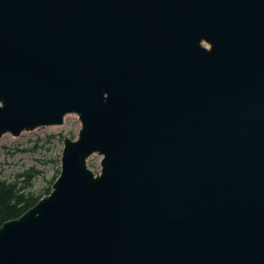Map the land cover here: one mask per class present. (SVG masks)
I'll list each match as a JSON object with an SVG mask.
<instances>
[{
  "label": "water",
  "instance_id": "obj_1",
  "mask_svg": "<svg viewBox=\"0 0 264 264\" xmlns=\"http://www.w3.org/2000/svg\"><path fill=\"white\" fill-rule=\"evenodd\" d=\"M67 113L0 264H264V0H0V139Z\"/></svg>",
  "mask_w": 264,
  "mask_h": 264
},
{
  "label": "rangeland",
  "instance_id": "obj_2",
  "mask_svg": "<svg viewBox=\"0 0 264 264\" xmlns=\"http://www.w3.org/2000/svg\"><path fill=\"white\" fill-rule=\"evenodd\" d=\"M81 121L77 113H67L62 124L24 130L19 135L5 133L0 139V179H13L28 167L35 166L43 175L34 179L32 190H44L56 173L54 161L61 155L65 136L77 137ZM102 154L92 153L88 166L95 172L101 170Z\"/></svg>",
  "mask_w": 264,
  "mask_h": 264
},
{
  "label": "trees",
  "instance_id": "obj_3",
  "mask_svg": "<svg viewBox=\"0 0 264 264\" xmlns=\"http://www.w3.org/2000/svg\"><path fill=\"white\" fill-rule=\"evenodd\" d=\"M54 161L57 164L56 173L49 179L44 190H32L34 179L43 175L42 170L35 166L19 172L13 179H0V226L5 221L20 216L42 196L50 193L54 180L60 174L61 155Z\"/></svg>",
  "mask_w": 264,
  "mask_h": 264
}]
</instances>
